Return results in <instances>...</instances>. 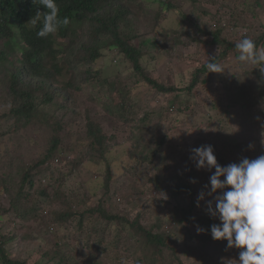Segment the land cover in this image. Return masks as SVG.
<instances>
[{
    "label": "rangeland",
    "instance_id": "374dc122",
    "mask_svg": "<svg viewBox=\"0 0 264 264\" xmlns=\"http://www.w3.org/2000/svg\"><path fill=\"white\" fill-rule=\"evenodd\" d=\"M117 1L129 12L127 26L120 30L128 44L142 52V71L181 91L153 89L115 48L103 49L96 64L104 82H81L80 92L66 89L63 86L70 76L65 56L77 55L91 40L87 28L74 23L69 38L55 45L66 52L58 54L63 71L50 80L51 86H44L53 93L52 101L36 99L32 118L18 121L13 128V118L2 115L12 102L7 89L9 68L20 62L24 45L18 37L12 39L0 64V236L3 240L13 237L4 248L12 260L26 264H57L58 256L66 264L92 260L100 264H238L239 250L233 247L192 243L197 231L174 223L177 217L168 188L176 185L173 178L193 173L196 205L198 195L205 193L196 206L198 214L209 200L214 206L215 195L220 193L207 194L215 169H198L191 159L192 149L211 145L217 162L224 159L223 167L244 157L252 160L264 155V134L258 135L264 130V119L259 120L258 130L251 127L256 113L264 109V73L257 66L240 64L235 47H228L244 37L258 39L264 33V12L246 9L255 0ZM167 4L173 8L165 12ZM216 31L220 39L214 43ZM223 52L217 62L224 72L207 71L200 77L206 83L187 91L194 71ZM242 71H248V78L258 86L249 98L238 90L243 85L235 75ZM97 127L107 142L104 159L88 145L87 132ZM49 137L59 140L56 160L48 170L38 171L29 188L21 176ZM161 138L165 142L158 160L141 162L137 155L149 152ZM107 171L111 180L106 189ZM58 184L62 197L51 201ZM42 189L45 195L40 194ZM100 200L108 212L127 216L129 221L138 216L140 224L153 233L170 236L176 252L159 259L154 246L135 241L115 224L106 226L97 217H86L82 229L78 217L65 224L52 220L58 213L79 215ZM91 223L95 226L92 233L88 230ZM86 241L89 249L83 246Z\"/></svg>",
    "mask_w": 264,
    "mask_h": 264
},
{
    "label": "trees",
    "instance_id": "16d2710c",
    "mask_svg": "<svg viewBox=\"0 0 264 264\" xmlns=\"http://www.w3.org/2000/svg\"><path fill=\"white\" fill-rule=\"evenodd\" d=\"M255 1V3L249 1L246 9L251 12H264V3L262 2L264 0ZM56 3L59 7V17L61 19L68 17L70 23L66 26H61L57 33L40 38L37 36V32L43 26V16H41L40 20L35 25L30 23V20L35 17L37 11L41 13L47 11V9L39 3V0H0V40L5 39L0 43V64L4 61L7 52H9L8 47H11L12 39L18 37L24 45L20 62L15 65L12 63L9 68L10 73L9 80H7V89L12 102L10 103L7 114L2 115L3 118H13V128L18 125V121L24 120L27 122L32 118L36 111V99H40L42 102L46 103L52 101L53 93L45 90L44 86H51L50 80L59 76L63 71L62 67L58 64V54L66 52L64 49H56L55 45L58 40L63 41L69 38L74 23L86 27L92 41H88V45L82 48V50L72 58H67L65 56L64 63L67 65L66 71L70 76L63 86L66 89L80 92L83 87L82 83L87 85L89 82H104L106 79L103 78L100 72L101 70L99 67H96V64L103 57V49L115 48L117 49V54H120L121 59L130 62L132 68L140 74L142 80L148 83L153 89L162 93L181 91V89L176 87L165 86L158 83L142 71L139 63L142 52L138 48L129 45L126 36L123 35L120 30L122 25V28H126L127 21L125 20V16L129 14L127 9L121 5L120 1L56 0ZM172 8L173 6L167 4L165 12ZM217 31L212 34V42L214 43L219 42L218 39H220ZM106 40L108 41L105 42ZM255 43L258 46L264 47V33L255 40ZM228 47L233 48L235 46L228 45ZM223 55H225L224 52L213 59H218ZM43 62L49 65L46 66ZM207 62L194 71L190 79V84L186 88L190 93L196 86L206 83V80H200V77L208 71L206 68ZM261 70L264 71V69ZM81 75H83V80H80L81 77L79 76ZM235 78L243 85V89L238 90L244 97L249 98L254 90L257 91V83H255L253 79L248 78V71L238 73L235 75ZM37 92H41V94H39L40 96L36 94ZM241 106L245 107L244 104ZM248 116L250 115H246V117ZM255 119L256 122L254 121L251 127L253 130H258L259 120L261 119L262 121L264 119V109L256 113ZM89 124L88 122V125ZM263 134L264 130L258 131L259 137ZM87 136L90 149L99 152V157L104 159L108 150L106 148L107 142L101 129L98 127L96 129L90 128L87 132ZM164 142V139L161 138L154 146H151L152 149H150L149 152H143L145 155L139 153L137 158L143 163L147 162L152 164L158 160L161 146ZM58 143L59 140L57 137H49L45 147H42L39 153L35 155L36 157L30 161V165L25 168L21 176L22 183L26 182L29 188H33V178L36 177L38 171L48 170L49 167L47 166L56 160L55 153ZM223 161L224 159L218 161V164L222 167ZM53 174L54 173L51 172V177ZM173 179L175 180L173 183L176 185L171 189L168 188V191L170 197L174 200L173 213L177 217V221H174V223L182 227L186 225L190 226L196 231L198 227L203 229L204 231L199 233L197 231L194 233L193 237H191L192 243L198 247L216 245L227 249L226 240L215 241L211 236V226L221 223L218 217L214 218L210 216L207 211V206H204L202 210L196 214L197 205L195 201L196 192L192 182L194 181L193 173L190 172L182 175V177L179 176ZM110 180L111 178L107 171L104 185L106 189L109 186ZM0 186L2 187L3 184L0 183ZM60 187L61 185L58 184L57 188L53 191L51 201L59 200L62 197ZM156 187L160 189L159 183L156 184ZM40 194L45 195L44 189L40 191ZM74 217H78L77 224L81 229L84 227L86 217H97L98 221L106 226L115 224L117 230L127 232L135 241L154 246L159 259H162L164 256H170L176 252L175 249L171 247L172 245L170 243H172L173 240L170 239V236L164 237V234L153 233L140 224L138 216H136L133 221H129L127 216L108 212L107 209L104 208V204L101 200L95 206L82 210L79 215L71 212L58 213L52 216V220L55 223L65 224L69 219H74ZM91 225L92 226L89 227L88 230L92 233L95 226L92 223ZM12 238L13 237H10L9 239L11 240ZM9 239L3 240L0 236V264H26L24 262L14 261L8 256L4 247L6 241ZM169 239L170 241H168ZM83 246H85V249L90 248L87 241ZM233 248L239 250V253L242 251L241 249ZM239 253L236 255L238 258ZM57 254H59V252H57ZM225 254H227V251L224 252V255ZM175 257L177 260V255ZM58 258L57 264H66L65 258L59 256ZM47 259L52 262L51 258L47 257ZM89 264L100 263L92 260Z\"/></svg>",
    "mask_w": 264,
    "mask_h": 264
},
{
    "label": "clouds",
    "instance_id": "9594fccd",
    "mask_svg": "<svg viewBox=\"0 0 264 264\" xmlns=\"http://www.w3.org/2000/svg\"><path fill=\"white\" fill-rule=\"evenodd\" d=\"M39 3L47 11H37L30 20L35 25L43 16V26L37 32L38 37L55 34L61 26L70 23L68 17H59L56 0H39ZM235 50L238 53L236 60L240 64L264 69V47L258 46L251 38L239 40ZM216 61L208 58L206 68L209 73L224 72L223 66ZM192 153L191 159L196 162L198 169H215L210 176L207 194H220L215 195L214 206L212 200L207 202V211L210 216L218 217L221 223L211 226L212 239L226 240L229 248L241 249L238 264H264V155L252 160L244 158L239 163L222 167L211 145L194 148ZM197 199L199 207V201L205 199V193L202 191ZM197 231L199 233L204 230L198 227Z\"/></svg>",
    "mask_w": 264,
    "mask_h": 264
}]
</instances>
